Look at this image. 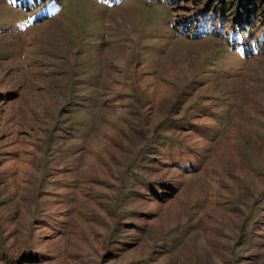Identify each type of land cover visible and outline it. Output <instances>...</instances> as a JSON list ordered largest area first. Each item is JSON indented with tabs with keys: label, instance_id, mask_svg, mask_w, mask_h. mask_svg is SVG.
<instances>
[{
	"label": "rangeland",
	"instance_id": "374dc122",
	"mask_svg": "<svg viewBox=\"0 0 264 264\" xmlns=\"http://www.w3.org/2000/svg\"><path fill=\"white\" fill-rule=\"evenodd\" d=\"M210 1L0 0V264H264V0Z\"/></svg>",
	"mask_w": 264,
	"mask_h": 264
},
{
	"label": "trees",
	"instance_id": "16d2710c",
	"mask_svg": "<svg viewBox=\"0 0 264 264\" xmlns=\"http://www.w3.org/2000/svg\"><path fill=\"white\" fill-rule=\"evenodd\" d=\"M176 1L179 2V3H181V2H184V1H187V0H176ZM210 2H211V1L209 0L208 4H211ZM218 2H219V3H221V2L224 3V2H226V1L218 0ZM243 4H244V3H242V5H243ZM251 5L254 6L253 3H252ZM254 8H255V7H254ZM221 9H222L223 12H224V11H225V12L227 11V9H224L223 7H222ZM263 18H264V17H263ZM262 22L264 23V19H263Z\"/></svg>",
	"mask_w": 264,
	"mask_h": 264
}]
</instances>
